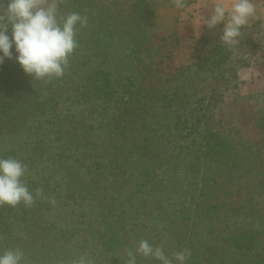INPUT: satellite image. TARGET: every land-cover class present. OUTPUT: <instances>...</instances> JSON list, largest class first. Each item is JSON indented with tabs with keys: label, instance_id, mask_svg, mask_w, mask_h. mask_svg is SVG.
I'll use <instances>...</instances> for the list:
<instances>
[{
	"label": "trees",
	"instance_id": "16d2710c",
	"mask_svg": "<svg viewBox=\"0 0 264 264\" xmlns=\"http://www.w3.org/2000/svg\"><path fill=\"white\" fill-rule=\"evenodd\" d=\"M160 8L176 7L61 0V15L87 18L65 74L35 81L14 52L0 64V157L25 163L41 193L31 207L0 206V251L18 248L26 264H124L146 239L170 259L190 249L187 264H264V90L241 94L238 78L259 40L246 28L235 47L201 38L195 61L163 76L179 37L175 24L155 42ZM77 202L92 208L80 220Z\"/></svg>",
	"mask_w": 264,
	"mask_h": 264
},
{
	"label": "clouds",
	"instance_id": "9594fccd",
	"mask_svg": "<svg viewBox=\"0 0 264 264\" xmlns=\"http://www.w3.org/2000/svg\"><path fill=\"white\" fill-rule=\"evenodd\" d=\"M60 0H0V64L15 60L22 71L35 81L62 77L69 67V58L78 46L77 26L87 25V18L77 12L61 15ZM177 9L187 10L186 0H172ZM202 7L208 8L207 5ZM200 24L213 29L222 25L220 41L235 47L240 43L249 22L258 18L254 0H211L210 13L205 19L200 14ZM198 25V26H199ZM27 165L22 161L0 157V206L16 207L23 204L31 207L35 196L23 180ZM55 203V201H52ZM124 264H137V256L151 258L159 264H187L190 249L173 253L170 259L163 248L141 239L134 250L125 249ZM0 264H26L24 253L18 248L0 251ZM73 264H92L86 256H80Z\"/></svg>",
	"mask_w": 264,
	"mask_h": 264
},
{
	"label": "crops",
	"instance_id": "0c3cea01",
	"mask_svg": "<svg viewBox=\"0 0 264 264\" xmlns=\"http://www.w3.org/2000/svg\"><path fill=\"white\" fill-rule=\"evenodd\" d=\"M254 2L257 5L259 15L258 18L249 22L246 31L256 28V23L259 30L251 32V34L253 38L256 35L259 37V44L252 50V55L247 56L249 65L238 71V78L242 82L241 87L245 88L248 94L264 90V37L262 39L258 35V33L261 34V31L264 32V0H254ZM203 5H207L208 8L202 7ZM210 6L211 0H194L187 10L172 9V19L178 20L180 52H195V45L201 38L221 34L222 25H217L213 29L207 28L204 24L199 25L201 18L196 9H200V14L206 19L210 13Z\"/></svg>",
	"mask_w": 264,
	"mask_h": 264
},
{
	"label": "rangeland",
	"instance_id": "374dc122",
	"mask_svg": "<svg viewBox=\"0 0 264 264\" xmlns=\"http://www.w3.org/2000/svg\"><path fill=\"white\" fill-rule=\"evenodd\" d=\"M172 9L173 8H160L159 11H157L158 16L155 20V25L153 26L152 31L154 33V40L158 44L161 43V39L170 35L175 24H177V26H178V20L172 19L173 18ZM254 29H256V30H254ZM254 29L249 30V32L251 33V32L259 30L258 27L254 28ZM258 35H260L263 39L264 32L261 31V34L258 33ZM255 38L258 39L259 37H257V35H256ZM179 49H180V41H179L178 49H175V51L170 50V51H167L163 54V58H162V62H161V69H160V72L162 73L163 76L164 75L166 76L168 74H175V72L178 68L190 65L191 63H193L195 61L196 45H195V52H188V51L187 52H180ZM88 61H89L88 58L84 57V63L87 64ZM159 78H161V76H159ZM158 81L159 80L157 79L154 82L157 83ZM162 81L163 80H160L159 83H161ZM240 92H241V94H248V93H246V89L243 87H240ZM223 108H224L225 112H229L231 110V100L230 99L227 98L225 100ZM243 130L250 137L254 136V131H253L252 127L246 126ZM100 131H101V129H99V132ZM82 140H83V138H80V137L78 138L79 143H81ZM54 151L55 150L52 149V151H49V152L52 153ZM238 200H240V199L238 198ZM91 211H92V208L89 206L88 203H86V202L78 203L77 202V204H75L74 207L72 208L71 213L74 216V218H77L78 220H80L84 214H86V213L90 214Z\"/></svg>",
	"mask_w": 264,
	"mask_h": 264
}]
</instances>
